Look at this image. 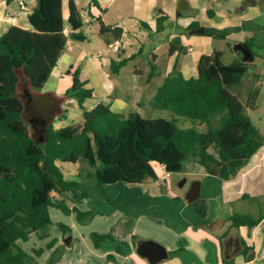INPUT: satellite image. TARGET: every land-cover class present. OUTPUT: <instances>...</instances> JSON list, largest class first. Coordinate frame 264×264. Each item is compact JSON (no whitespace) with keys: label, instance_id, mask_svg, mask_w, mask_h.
<instances>
[{"label":"crops","instance_id":"0c3cea01","mask_svg":"<svg viewBox=\"0 0 264 264\" xmlns=\"http://www.w3.org/2000/svg\"><path fill=\"white\" fill-rule=\"evenodd\" d=\"M73 1L84 24L93 27L97 35L103 25L127 26L136 36L128 38L133 45L123 49L116 58L101 56V53L86 57V52H77L81 50L76 44L79 41L69 40L42 91H34L28 85L30 92L38 94V98L63 100L61 109L66 117L55 116L50 121L55 129L82 123L78 103L65 97L72 86L70 70L71 73L78 70L80 79L93 91L92 99L85 103L87 109L104 103L116 113L137 112L156 119L164 117L166 112L152 110L149 104L174 68L186 79L194 78L200 58L215 52L225 55V43L232 44L231 50L238 53L235 60L242 62H245L244 50L238 45L250 43L256 54L251 62L259 59L264 66V0ZM34 6V0L10 3L0 0V37L12 26L31 29L28 17ZM68 12L69 0H63L66 35L70 33ZM162 15H167L169 20L161 32H156L157 19ZM136 21L138 26H135ZM193 23L199 28L188 32L186 28ZM200 28L205 32L197 34L196 30ZM165 32L169 33L166 41L158 40V35ZM213 32L226 39L212 38L210 33ZM175 38H179L185 51L170 55L169 46ZM218 41H221L220 46L216 44ZM163 46L166 49L159 54ZM130 58L132 60L117 74L112 73V62ZM153 58L158 74L148 83ZM130 66L131 70L125 74ZM123 73L126 77L119 83L116 77ZM29 109V116L39 124L41 120L36 118V109L33 105ZM45 129L42 127L41 133ZM58 166L66 178L75 180L81 163H60ZM61 167L71 176L67 177ZM192 167L188 166L187 171L181 173L191 177L190 182L188 178L184 179L183 186L187 189L183 193L175 190L171 176L166 177L162 168L153 166L151 177L138 189L128 190L121 185L101 189L91 182H84L82 189L88 195L86 198L79 191V195L69 196L70 191L66 198L55 195V203H64L70 210L92 212L94 216L81 225L75 214L65 215L53 208L62 213L50 212L58 228L52 226L44 238L32 235L27 242L32 241L29 255L35 260L33 264H151L137 250L144 241L159 244L169 254L168 259L157 264H264V146L230 181L193 173ZM244 203H254L256 213L247 210ZM236 215L261 220L253 228H236L230 224ZM60 224L69 229L63 232ZM93 234L112 236L96 247ZM33 237L39 240H31ZM34 249L41 250V255H34Z\"/></svg>","mask_w":264,"mask_h":264},{"label":"trees","instance_id":"16d2710c","mask_svg":"<svg viewBox=\"0 0 264 264\" xmlns=\"http://www.w3.org/2000/svg\"><path fill=\"white\" fill-rule=\"evenodd\" d=\"M34 3L28 17L32 28L12 26L0 37V264L35 263L20 243H27L32 235L48 236L53 224L51 208L65 215L75 214L79 224H86L94 216L92 212L70 210L64 203H55V195L66 198L74 190L88 197L82 189L84 182L101 189L121 185L134 190L151 177L153 166L171 176L185 173L190 165L193 173L230 181L264 146L258 128L248 116V110L257 109L260 89H253L245 103L231 91L247 77L253 63L234 60L226 65L222 52L202 56L196 77L186 79L174 68L157 88L149 106L171 113L172 120L152 119L137 112L124 115L104 103L89 110L85 103L92 99L93 91L80 79L78 70H70L72 86L65 97L78 103L82 123L55 129L49 122L39 139L42 125L28 115L34 99L26 90L21 98L19 86H25L26 81L32 90H42L68 41L82 42L86 36L82 14L73 0H69V35L64 32L63 0ZM168 20L167 15L160 16L155 31L161 32ZM197 28L199 25L193 23L186 30ZM120 34L118 27L101 25L99 31L106 45ZM210 36L226 39L216 32ZM246 46L254 59L251 44ZM184 51L179 38H175L169 54ZM131 60L112 62V73L117 74ZM157 74L153 58L148 83ZM177 117L191 119L202 129L180 128ZM59 163H81L77 179L66 178ZM260 220L236 215L230 224L253 228ZM59 226L63 232L69 229ZM111 236L93 234L92 240L97 247ZM33 253L40 256L42 251L34 249Z\"/></svg>","mask_w":264,"mask_h":264},{"label":"rangeland","instance_id":"374dc122","mask_svg":"<svg viewBox=\"0 0 264 264\" xmlns=\"http://www.w3.org/2000/svg\"><path fill=\"white\" fill-rule=\"evenodd\" d=\"M83 33L86 34L87 39L84 42H78L76 43L77 46L81 49V50H77V52H81L84 51L86 52V57H92L95 56L101 52H103L106 49V44L103 41V39H101L99 37V34L97 35L93 29V27H90L88 24H85L84 28H83ZM169 35L168 32H165L164 34L158 35V40H165L166 37ZM157 38V37H156ZM166 41V40H165ZM216 44L218 46L221 45V41L216 42ZM165 45V44H163ZM225 47H226V54L223 57V63L228 65L230 63H232L235 59H237V54L234 51L231 50L230 47L227 46V44L225 43ZM231 47L232 44L230 43ZM166 47L163 46V49L160 51H158V53H162L163 51H165ZM164 53V52H163ZM131 70V66L127 68V70L125 71V74H128V72ZM124 73L121 74L119 77H116V80L120 83L122 81H124L123 79L126 77ZM21 76V75H20ZM23 80V78H22ZM25 86L23 84H21L19 86V96L21 98H23L24 96V90L27 91L28 94H31L32 98L35 100L39 97L38 94H32L30 92V88H28V83L26 81H24ZM255 88H259L260 89V95L259 98L257 100V109L255 110H248V116L250 117V119L252 120L253 124L258 128L261 137L263 138L264 141V66H263V62L259 59H256L255 62L253 63L252 68L249 70V74L247 75V77L237 86H235L234 88H232V92L233 94L237 95L240 100L245 103V100L248 97V94ZM42 90H40L41 92ZM35 93V92H34ZM53 101V103L56 106V110L53 113V117L51 119V121H53V119L55 118V116H59V118L62 119V117H66L63 109H61L62 104H63V100H54L51 99ZM32 104H29L28 108H31ZM30 111V109H29ZM27 111L24 113L25 118H27ZM29 115V114H28ZM164 117L172 120L174 117L171 115V113H164ZM37 118V117H36ZM179 119L177 125L180 128H196L197 130H201L202 128L200 126H198L197 124H195L191 119L188 118H183V117H177ZM72 120L73 117H71ZM38 120V118H37ZM39 126L42 125V127H44L43 124H41V121H39ZM31 130L32 133L35 131V128L31 125ZM39 139L42 136L41 133V129L39 127ZM60 164V163H59ZM192 166V165H190ZM157 167V166H155ZM63 168V167H61ZM63 171L66 172V176H71L70 172L68 170H65L63 168ZM185 178H188L189 182L191 180V177L187 174H172L171 175V179L173 180V187L175 188V190H177L178 192H185L186 191V186H183V181ZM188 182V183H189ZM182 185V186H181ZM79 195L80 193L76 190L71 191L69 193V196H74V195ZM245 206V208L247 210H249L251 213L255 214L256 212V205L254 203H244L243 204ZM50 212L52 214H54V212L58 213V214H62L61 211L57 210V209H50ZM66 217V216H65ZM52 226L53 227H57V224L55 223V218H52ZM51 226V227H52ZM58 228V227H57ZM39 238V237H38ZM37 237H33L31 240H36L38 239ZM39 240V239H38ZM32 245V241L29 243H22L20 245V247L27 252L28 254L30 253L29 249Z\"/></svg>","mask_w":264,"mask_h":264},{"label":"water","instance_id":"95a60500","mask_svg":"<svg viewBox=\"0 0 264 264\" xmlns=\"http://www.w3.org/2000/svg\"><path fill=\"white\" fill-rule=\"evenodd\" d=\"M205 30L203 28H200L199 30H196L197 34L204 33ZM238 47H243L244 50V61L245 62H251L253 60V56L251 53V50L248 49L246 45H238ZM237 48V46L235 47ZM31 104L36 109V116L38 119L41 120V124H43L45 127L48 125V123L51 121L53 117V113L56 110V106L51 100L50 97H40ZM69 243V242H67ZM138 253L142 256L147 258L151 264H157L161 262L164 259L169 258V254L165 250L164 247L160 246L157 243L151 242V241H144L139 244Z\"/></svg>","mask_w":264,"mask_h":264},{"label":"built area","instance_id":"2783aa9c","mask_svg":"<svg viewBox=\"0 0 264 264\" xmlns=\"http://www.w3.org/2000/svg\"><path fill=\"white\" fill-rule=\"evenodd\" d=\"M23 5V2L21 3ZM13 21V19H12ZM135 26H138V22H134ZM117 27V26H116ZM121 30L120 37L115 40L112 44H109L106 46V49L101 52V56L105 55H112L115 58L119 57L120 53L123 51V49L131 48L133 43L128 39L129 37L135 38L136 33H132L130 29L127 26L118 27ZM170 174L166 173V177H169ZM165 180V177L162 178V181Z\"/></svg>","mask_w":264,"mask_h":264}]
</instances>
